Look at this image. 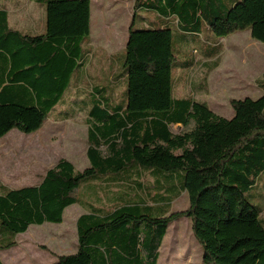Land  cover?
I'll list each match as a JSON object with an SVG mask.
<instances>
[{
    "label": "trees",
    "instance_id": "1",
    "mask_svg": "<svg viewBox=\"0 0 264 264\" xmlns=\"http://www.w3.org/2000/svg\"><path fill=\"white\" fill-rule=\"evenodd\" d=\"M35 1L43 6L41 33L12 28L8 11L0 8V138L14 128L38 130L64 100L88 54L90 0ZM133 8L132 19L137 10L155 18L142 28L128 26L125 101L113 104L106 86H92L88 166L76 170L60 158L37 185L3 189L0 250L11 248L32 224L60 223L64 209L79 202L76 192L84 183L148 170L164 207H90L76 219V251L53 264H157L169 223L182 216L191 220L203 264H264L261 210L244 197L264 171V94L231 99L230 118L190 96L174 97L169 27L201 33L204 24L218 38L249 30L264 45V0H134ZM209 47L207 55L219 54L218 42ZM191 64L185 58L178 67ZM190 122L187 131L170 129ZM183 191L188 207L168 212Z\"/></svg>",
    "mask_w": 264,
    "mask_h": 264
},
{
    "label": "rangeland",
    "instance_id": "2",
    "mask_svg": "<svg viewBox=\"0 0 264 264\" xmlns=\"http://www.w3.org/2000/svg\"><path fill=\"white\" fill-rule=\"evenodd\" d=\"M133 4L134 0H91L88 54L64 100L38 131L25 134L14 128L0 138V193L4 188L37 185L46 169L60 158L70 161L76 170L88 166L87 113L92 86H106L113 104L125 101L123 63L128 26L132 23L133 29L142 28L155 18L151 12L137 10L132 19ZM0 8L8 11L12 28L34 34L43 31V6L35 0H0ZM169 27L176 56L172 77L182 78L181 88L179 83L174 85L173 96H190L206 103L215 114L230 118L231 99H255L264 94V45L254 40L249 30L218 38L204 24L201 33L187 34L175 23ZM216 42L221 45L216 56L199 52L202 44L209 47ZM190 53L194 62L183 72L178 66ZM192 126V122L187 126L175 124L170 129L177 134ZM157 185L148 170L84 183L76 192L79 202L64 210L60 223L30 225L13 238L11 248L0 250V260L4 264H53L59 255L76 251V219L81 213L90 207L110 211L127 202L162 208L160 200L155 199ZM244 197L261 210L264 222V171ZM187 207L188 196L183 191L170 202L168 212ZM158 253L157 264H203L190 218L182 216L169 223Z\"/></svg>",
    "mask_w": 264,
    "mask_h": 264
},
{
    "label": "crops",
    "instance_id": "3",
    "mask_svg": "<svg viewBox=\"0 0 264 264\" xmlns=\"http://www.w3.org/2000/svg\"><path fill=\"white\" fill-rule=\"evenodd\" d=\"M90 4H91V0H90ZM249 33H250V32H249ZM89 36H90V34H89ZM88 38H89V37H88ZM125 43H126V41H125ZM124 46H125V45H124ZM209 48H211V47H207L206 45L202 44V47L199 48V52H200L201 54H202V53L207 54V52H209V50H211V49H209ZM186 60H192V64H193V62H194V56H193V54L190 53L189 57L186 58ZM186 69H187V68H183V72H185ZM181 72H182V71H181ZM181 80H182L181 77H179V78H175V79H174L173 87H172V91L174 90L173 88H174V85H175V84L178 85V83H179V88H181V83H182ZM176 85H175V86H176ZM200 87H201V85H200ZM174 97L178 98V96H174ZM45 120H46V119H45ZM42 126H43V124H42ZM42 126H41V127H42ZM41 127H40V128H41ZM40 128H39V129H40ZM39 129H38V130H39ZM38 130H36V131H38ZM9 132H11V131H9ZM9 132H8V133H9ZM8 133H7V134H8ZM71 205H72V204H71ZM66 208H67V207H66ZM66 208H65V209H66ZM65 209H64V210H65ZM63 213H64V212H63ZM81 214H83V213H81ZM81 214H80V215H81ZM80 215H79V216H80ZM79 216H78V217H79ZM78 217H77V218H78ZM45 223H46V222H45ZM165 234H166V233H165ZM164 236H165V235H164ZM163 238H164V237H163ZM161 243H162V242H161ZM157 263H158V260H157Z\"/></svg>",
    "mask_w": 264,
    "mask_h": 264
}]
</instances>
